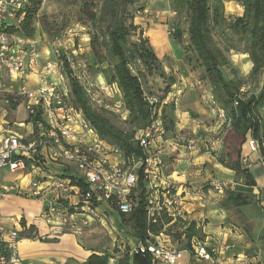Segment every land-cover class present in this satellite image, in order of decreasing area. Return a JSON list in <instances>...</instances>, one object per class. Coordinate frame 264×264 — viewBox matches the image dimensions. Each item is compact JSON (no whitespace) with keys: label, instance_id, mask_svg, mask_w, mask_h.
I'll list each match as a JSON object with an SVG mask.
<instances>
[{"label":"built area","instance_id":"2783aa9c","mask_svg":"<svg viewBox=\"0 0 264 264\" xmlns=\"http://www.w3.org/2000/svg\"><path fill=\"white\" fill-rule=\"evenodd\" d=\"M29 4V0H0V97L6 106H10L12 99L24 101L28 121L21 127H29L30 133V139L12 130L3 135L0 176L7 170L14 175L22 174L23 178L31 177L25 184L18 181L3 184L0 196L12 194L41 201L40 217L51 225L50 233L42 238L45 241L57 239L67 231L80 235L93 225L110 220L107 211L101 209L104 204L119 215H131L138 206L135 190L142 178L146 186V239L129 255L149 254L156 261L177 264V252L163 241L164 234L155 235L150 229L156 223V215L163 211L173 218L185 215L181 196L174 192L173 185H159L164 165L163 143L167 135L162 119L165 101L158 106L157 100L145 97L152 107V115L150 124L136 137L143 154L122 161L119 149H111L102 143L83 113L71 106L61 50L54 48L57 60L39 71L40 40L10 33L9 30L19 28ZM56 43L61 46L62 41L57 39ZM27 74L39 75L38 88L28 87ZM74 76L88 97L100 107L109 108L104 100L114 99L115 86L95 87L82 83L75 71ZM117 106L120 108L121 104ZM211 106L213 113L229 126L225 111L215 101H211ZM223 138L218 137L215 144L222 145ZM177 143L192 153L200 141L179 137ZM246 144L252 152L259 151V143L252 137L248 136ZM216 147L213 145L210 150L215 152ZM242 162L246 163L247 158L242 157ZM51 165L62 166L65 170L50 172ZM209 186L224 189L222 183L214 180ZM18 240L17 231L0 226V264H23ZM232 248L208 246L194 238L189 252L210 264H227L225 252ZM238 261L237 264H253L247 257Z\"/></svg>","mask_w":264,"mask_h":264},{"label":"crops","instance_id":"0c3cea01","mask_svg":"<svg viewBox=\"0 0 264 264\" xmlns=\"http://www.w3.org/2000/svg\"><path fill=\"white\" fill-rule=\"evenodd\" d=\"M156 50L163 52L161 56H164L171 48L166 47L164 50L156 48ZM39 51L41 54L39 71H42L49 62H55L57 57L51 43L43 42L41 39ZM162 64L166 74L173 72L174 76H177V82L171 87V91L163 94L165 103L175 104L176 129L175 137L166 135V142L163 143L164 165L161 168L159 185L164 186L166 183L173 185L174 192H178L181 196L185 208V215L178 229L181 236L177 239L174 231L164 234L163 241L171 250L177 252V264L181 259L186 262L185 264H210L189 252L194 238L188 245L185 231L191 224H196L203 238L202 241L208 246L233 247L225 252L227 264H237L238 260L244 257L253 264H264V155L260 150L252 152L245 143L241 158L246 157V163L241 159L236 169L221 164L224 145H216L215 142L218 137H226L229 126H225L224 120L213 113L212 98L207 88L202 87L200 81H190L189 76L184 78L183 73L181 74L182 69L185 68L182 63L169 67ZM102 80L103 82L100 81L99 76L96 86L105 85L104 79ZM27 82L29 88H38L39 75L27 74ZM8 107L10 109V106ZM19 108H24V118L10 121L9 116L14 117L13 114L17 113ZM11 111L7 106L6 109L0 106V141L9 130L30 139L29 127H21L28 121L24 101L21 100L17 110ZM262 118L264 122V110ZM179 137L197 140L200 144L190 153L177 143ZM213 145L217 146L215 152L210 150ZM224 160L228 161L227 158ZM49 168L53 173L65 170L58 165H51ZM28 177L23 178L22 174L14 175L5 170L0 176V191L5 183L17 181L22 184L27 183L31 180V177ZM213 180L222 183L224 189L210 187L209 183ZM145 187L142 190L139 185L135 190L137 199L142 192H145ZM229 193L242 194L247 204L235 206L229 203L227 201ZM42 208V202L39 200L12 194L0 196V226L18 232L19 256L23 264L69 262L84 264L93 254L103 255L82 248L80 239L86 230L80 235L67 231L57 239L48 238L43 241L42 238L50 233L51 225L40 217ZM101 209L107 211L110 219L112 216L115 217L116 211L112 207L104 204ZM141 242L142 240L138 238V245ZM122 259V256L110 257L109 264H120ZM152 264L167 263L152 258Z\"/></svg>","mask_w":264,"mask_h":264},{"label":"trees","instance_id":"16d2710c","mask_svg":"<svg viewBox=\"0 0 264 264\" xmlns=\"http://www.w3.org/2000/svg\"><path fill=\"white\" fill-rule=\"evenodd\" d=\"M30 4L26 9L25 17L19 28L9 30L10 33H18L26 38L34 35V23L44 0H29ZM118 4L106 10L108 23L106 25V37L110 48L107 50L103 40L97 35L91 36V47L95 59V68L100 75H103L107 85L115 86L117 94L116 103H120L122 110L128 113L125 123L131 129L124 131L120 129L110 117V110L105 106H99L86 94L84 87L74 76V71L65 60L64 70L69 88V102L75 109L81 111L91 126L96 130L102 143L111 149H119L122 161L127 162L129 157L143 154L139 143L136 140L138 133L144 130L151 121L152 107L146 102L145 90L142 79L147 76H159L165 80L166 71L163 69L158 56L145 32L134 24L126 25L125 19H120L121 9L125 0H117ZM244 8L243 17L239 18L233 27L237 34L248 37L250 43L248 54L253 64L251 77L258 78L264 73V0H239ZM123 4V5H122ZM187 10L190 14L189 23V52L185 56L186 65L191 75L195 71L202 72L200 81L202 85H212L220 92V108L227 114L230 122L229 131L223 140L224 152L221 164L231 169L240 165L243 145L247 142L248 136L257 140L259 150L264 155V122L262 111L264 110V84L259 93L246 94L241 92L240 82L226 80L223 68L228 65V59L224 51L220 49L215 41L213 31L221 22L223 16L220 0H187ZM81 17L92 24L98 20L97 14L91 9L90 3H84L81 8ZM131 35H137L139 42L133 44L134 53L132 59L128 56L125 47ZM174 40L178 44L183 43V34L177 29ZM104 48H106L104 52ZM109 53V54H108ZM110 60L115 61L112 63ZM136 60L142 63L145 72L142 75H135L131 70V61ZM172 78V77H171ZM176 81L171 79L168 87H172ZM167 89L165 93H169ZM113 100V99H112ZM21 100L12 99L11 110L15 111L20 106ZM175 104L167 103L163 107L162 119L167 131V136L175 137L176 123L174 119ZM225 158L228 159L225 162ZM140 188L144 189L143 179L140 180ZM229 203L235 206L247 204L242 194L229 193ZM138 206L134 213L122 218L129 217L132 220L136 236L146 239L148 226L145 211V192L137 199ZM156 223L150 229L155 235L170 234L175 231L177 239L181 236L180 228L182 217L173 218L166 212L156 215ZM188 245L195 237L202 241L200 231L196 224H191L185 231ZM129 256V255H128ZM110 257L107 255L93 254L84 264H109ZM130 256L123 257L120 264H130ZM132 264H152V257L146 255H133Z\"/></svg>","mask_w":264,"mask_h":264},{"label":"rangeland","instance_id":"374dc122","mask_svg":"<svg viewBox=\"0 0 264 264\" xmlns=\"http://www.w3.org/2000/svg\"><path fill=\"white\" fill-rule=\"evenodd\" d=\"M186 1L125 0L124 5L122 4L120 19L127 20L125 23L129 26L131 23L130 18H133L134 24L145 32V36L149 39L150 45L158 56L162 67V63L167 67L182 63L185 67L181 72L184 78L189 76L190 81L198 82V79L195 78L200 79L202 72L197 70L193 75H189L190 72L185 60L187 53L191 55L188 33L190 14L187 10ZM86 2L91 4V9L97 14L98 20L94 24L81 17V8ZM111 4L117 5L118 2L117 0H44L34 23L33 37L37 35L39 40L51 43L53 48L60 49L63 59L65 58L66 62L74 69L75 74L82 78V83H89L96 87L99 76L102 82L104 77L95 68L91 36L97 35L104 39V47L107 50L110 48L105 32L109 21V13L106 14V10L111 7ZM220 4L222 5L223 16L219 26L215 27L213 35L216 45L225 52L229 61L228 65L222 70L224 76L228 81L240 82L242 93H259L264 84V73L258 78L251 77L253 64L248 54L250 46L248 37H242L233 28L236 21L243 17L244 8L239 0H220ZM177 29L183 34L182 44H178L174 40ZM158 31L163 35L162 39L166 43L165 48H171L164 56H161L163 52L156 50L151 40V34ZM57 39L62 41L61 46L56 43ZM138 42L139 37L137 35H131L128 39L125 50L131 59L134 53L133 44ZM106 48L103 49L104 52ZM110 61L116 63L113 60ZM130 64L135 75L147 74L142 63L132 60ZM171 79L177 82V76H174L173 72L169 73L162 82L163 79L158 75L143 78L142 82L146 96L157 100V105L160 106L163 101V94L167 89L171 91V88L167 86ZM105 83L107 85L106 81ZM202 87L207 88L212 101H215L217 106L221 107L219 90L210 84ZM0 99V106L6 109L2 97ZM117 100L114 97L113 100H104V103L109 107V115L114 123L120 129L129 131L131 127L125 123L129 115L122 110V107L118 108L117 106L116 108L119 103H116ZM165 105L167 103H164ZM7 108L11 111V108L9 109L8 106ZM13 116H9L10 121L24 118V108H19ZM131 219L129 217L122 218L116 213L115 217L112 216L110 220L93 225L86 230L80 239L82 248L91 253L95 252L113 258L117 256L129 257L130 251L138 245V237L132 226L133 219ZM131 258L132 256H130ZM185 263L182 259L178 262V264Z\"/></svg>","mask_w":264,"mask_h":264},{"label":"bare ground","instance_id":"6f19581e","mask_svg":"<svg viewBox=\"0 0 264 264\" xmlns=\"http://www.w3.org/2000/svg\"><path fill=\"white\" fill-rule=\"evenodd\" d=\"M162 33H160V31L158 32H154L153 34H151V40L153 43V46L156 47L157 49L159 48L160 50H164L166 43L165 41L162 39Z\"/></svg>","mask_w":264,"mask_h":264}]
</instances>
